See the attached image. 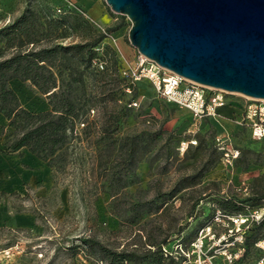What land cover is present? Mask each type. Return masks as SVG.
Returning a JSON list of instances; mask_svg holds the SVG:
<instances>
[{
	"label": "rangeland",
	"instance_id": "obj_1",
	"mask_svg": "<svg viewBox=\"0 0 264 264\" xmlns=\"http://www.w3.org/2000/svg\"><path fill=\"white\" fill-rule=\"evenodd\" d=\"M99 1L106 10L96 19L81 9L58 11L65 0H0V29L16 30L9 26L25 15V27L36 39L35 44L24 45L26 50L96 42L91 63L75 51H61L70 59H57L62 63L59 67L73 65V75L83 72L82 82H72L82 101L93 97L61 150L66 157L61 168L48 165L34 153L28 157L27 148L25 152L5 149V136L13 129L0 112V185L20 173L19 168L26 174L23 182L0 189V212L5 211L0 216V264H108L109 258L96 250L94 242L114 251H142L149 243L158 247L178 236L192 238L199 224L210 221L218 211L226 214L214 225L219 233L236 231L240 225L245 228L256 215L264 217V137H253L240 122L245 97L228 94L226 104L236 111L231 114L232 107L223 106L219 110L231 109L230 116L219 112L216 118L202 121L167 102L148 78H132L139 51L129 39L131 19L114 12L105 0ZM13 32L25 37L21 28ZM17 48L0 38L2 57ZM69 73L70 69H64L59 77L63 87L72 79ZM10 84L26 108L34 112L51 108L47 93L31 80L14 78ZM133 99L139 104L130 107ZM125 103L130 108L127 117L121 116ZM108 126L109 131H104ZM145 127L160 131L156 149L163 156L152 163L142 160L137 182L127 185L129 176L121 163L123 138ZM182 140L189 141L184 151L179 149ZM225 144L239 150L231 162L224 157ZM179 180L191 185L161 201L160 194L169 192ZM227 198L244 200L243 209L226 212L219 203ZM21 211L32 213L31 226L16 223L15 213ZM138 214L136 221L129 219ZM85 238L94 246L85 243ZM261 240L264 228L222 248L236 249L240 244L243 252L238 264H258L264 259V248L257 244Z\"/></svg>",
	"mask_w": 264,
	"mask_h": 264
},
{
	"label": "trees",
	"instance_id": "obj_2",
	"mask_svg": "<svg viewBox=\"0 0 264 264\" xmlns=\"http://www.w3.org/2000/svg\"><path fill=\"white\" fill-rule=\"evenodd\" d=\"M60 7H65V3ZM68 9V8H64ZM80 9V7H79ZM72 8L68 10H79ZM27 20L23 15L16 23V30H7V27L0 29V38L6 40L7 45L17 46V50L10 56L2 57L0 54V112L7 120V126L13 130L5 136V149L13 152L27 148L30 152L37 155L48 165L59 169L66 160L64 154L61 153L63 147L70 140V132L74 130L75 122L83 116L89 106V102L93 101V97L88 96L82 101V97L76 92V87L72 82H82L84 74L73 75L75 67L62 63H57L59 57L70 59V57L60 55L61 51L71 54L75 51L77 54L85 55L91 63L94 56V47L96 42L74 43L65 46L57 44L39 49H24L27 42L35 44V38L25 27ZM24 26V27H23ZM25 37H18L16 32L20 28ZM64 69H70L69 75L72 79L68 81V86L58 83L59 77L63 75ZM14 78L22 80H31L40 91L47 93L51 108L43 111L34 112L26 108L20 101L19 94L11 86L10 81ZM63 83V81H62ZM133 86V85H132ZM130 115V108L125 104L122 105L121 116ZM119 115L116 116V119ZM109 131V126L104 128ZM160 131L150 128H143L139 132L127 134L123 139L121 148L124 150V158L121 160L126 174L129 176L127 185L137 182V167L142 160H148L151 163L163 156V151L156 149V143L159 138ZM179 180L175 186L169 191L160 194V200L166 201L175 196L182 189L190 186ZM119 188H115L112 194L118 193ZM220 207L226 212L237 213L244 207V200H235L227 198L220 201ZM137 203L133 205L135 209ZM155 209L159 210L160 206ZM151 211V208H149ZM140 215L129 217L131 221H136ZM207 222H202L197 227L192 238L186 240L183 236H178L171 241H164L158 247L155 243H149L148 247L140 250H120L114 251L108 249L102 243L94 242L100 250L109 258L108 264H180L182 257L173 254H166L162 248L163 244L173 247L176 241H180L185 245L189 244L198 230ZM264 228V217L259 221L251 222L245 231V237H249L251 231L256 232ZM256 240V239H255ZM85 243L91 246V239L85 238ZM168 261V262H166Z\"/></svg>",
	"mask_w": 264,
	"mask_h": 264
},
{
	"label": "water",
	"instance_id": "obj_3",
	"mask_svg": "<svg viewBox=\"0 0 264 264\" xmlns=\"http://www.w3.org/2000/svg\"><path fill=\"white\" fill-rule=\"evenodd\" d=\"M130 42L203 85L264 99V0H105Z\"/></svg>",
	"mask_w": 264,
	"mask_h": 264
},
{
	"label": "built area",
	"instance_id": "obj_4",
	"mask_svg": "<svg viewBox=\"0 0 264 264\" xmlns=\"http://www.w3.org/2000/svg\"><path fill=\"white\" fill-rule=\"evenodd\" d=\"M64 8L79 9V6L72 0H65ZM64 8L58 7V11H62ZM142 77L148 78L153 83L157 95L167 102L187 109L195 120L202 121L216 118L219 115V106L228 101V94L231 93L188 79L171 69L159 65L143 53L138 52L136 68L132 72V78L138 80ZM243 96L245 97V101L240 122L251 130L253 137L263 138L264 99ZM138 104L139 101L133 99L129 103V106L133 107ZM218 138L220 139V137ZM188 146L189 141L182 140L179 149L184 151ZM222 149L224 150V157L228 162H231L239 155V150L230 144L223 145ZM242 184L246 186L245 181ZM261 209H264V206ZM225 215V213L218 211L208 223L198 230L194 239L187 245L180 241H176L173 247L163 244L162 248L164 252L166 254L181 256L180 264H238V259L243 252L242 246L239 244L238 248L230 249L229 247L222 248L223 245H226L227 242H232L231 244L234 246L236 242H243L245 238L244 233L251 222L261 219L256 215L251 220L248 219L249 221L245 228L240 225L236 227V231L231 229L230 233H219L216 231L214 225L222 221ZM263 241L261 240L257 244L264 248ZM258 264H264V259L260 260Z\"/></svg>",
	"mask_w": 264,
	"mask_h": 264
},
{
	"label": "crops",
	"instance_id": "obj_5",
	"mask_svg": "<svg viewBox=\"0 0 264 264\" xmlns=\"http://www.w3.org/2000/svg\"><path fill=\"white\" fill-rule=\"evenodd\" d=\"M76 2L79 4L81 10H85L90 16H92L93 18H96V19L101 17L105 13V10H106L105 5H103L102 2L99 0H76ZM90 13H92V15ZM227 105L231 106L229 104H226L224 106H227ZM231 107H232L231 114H233L236 111V109H234L235 107H233V106H231ZM182 109H185V108H182ZM230 110L231 109H222V110H219V112L221 115L230 116V113H229ZM23 150H25V149H22V151ZM23 152H25V151H23ZM26 155L28 157H30V156H32V152H30L27 149ZM17 171L18 172L20 171L21 174H24L20 168ZM20 173L13 174L12 176H10L9 179L2 181V183L0 185V189L6 190L7 188L13 187L14 184L17 185L18 183L23 182V180H25L24 176H26V174L20 175ZM3 213L5 214V211L0 212V216H2ZM5 216H7V214ZM15 220H16V223L21 225V226H24V227L31 226L33 224V215L30 212L21 211V212L15 213Z\"/></svg>",
	"mask_w": 264,
	"mask_h": 264
},
{
	"label": "bare ground",
	"instance_id": "obj_6",
	"mask_svg": "<svg viewBox=\"0 0 264 264\" xmlns=\"http://www.w3.org/2000/svg\"><path fill=\"white\" fill-rule=\"evenodd\" d=\"M238 94H239V93H238ZM224 105H226V103H225V104H223V105H220V106H219V108H220V107H222V106H224ZM219 108H218V110H219Z\"/></svg>",
	"mask_w": 264,
	"mask_h": 264
}]
</instances>
